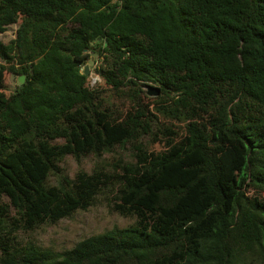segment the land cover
<instances>
[{
    "label": "trees",
    "instance_id": "trees-1",
    "mask_svg": "<svg viewBox=\"0 0 264 264\" xmlns=\"http://www.w3.org/2000/svg\"><path fill=\"white\" fill-rule=\"evenodd\" d=\"M12 24L0 40V264H264V0H0V33ZM93 55L127 110L87 84ZM7 72L24 76L9 93ZM147 84L160 88L152 104ZM125 145L133 161L108 195L132 224L61 252L18 243L103 192V171L70 177L66 156Z\"/></svg>",
    "mask_w": 264,
    "mask_h": 264
},
{
    "label": "rangeland",
    "instance_id": "rangeland-1",
    "mask_svg": "<svg viewBox=\"0 0 264 264\" xmlns=\"http://www.w3.org/2000/svg\"><path fill=\"white\" fill-rule=\"evenodd\" d=\"M17 24H12L3 33H0V40L8 42L14 37V32ZM1 63V61H0ZM101 63V58L93 55L84 66L88 68V82L87 84L94 89H97L105 98L109 108L116 113L125 111L129 108V97L126 95L117 94L104 84L103 79L98 73V65ZM83 66V69H84ZM18 76L7 72L5 74V92L9 93L14 89L17 84ZM142 98L144 103L152 104L158 95L147 94L148 88L142 86ZM180 133V129L175 128ZM163 149L160 144H152L149 146L151 152H157ZM133 161V154L131 147L125 145L124 147H116L109 153H104L101 157L89 155L78 163L72 156H66L60 163L64 173L68 176L73 175L82 169L89 173L95 170H101L108 178H103L99 182L102 188L93 202V204L86 210H78L72 216L63 218L54 224L44 223L32 231L19 233L17 241L21 245L27 243L36 244L42 248L50 249L53 251L61 252L66 249L72 248L78 241L89 236L102 233L113 227H126L135 221L134 217H125L112 209L109 204V190L117 189L126 178L120 173V165ZM50 184H55V177L49 178Z\"/></svg>",
    "mask_w": 264,
    "mask_h": 264
},
{
    "label": "water",
    "instance_id": "water-1",
    "mask_svg": "<svg viewBox=\"0 0 264 264\" xmlns=\"http://www.w3.org/2000/svg\"><path fill=\"white\" fill-rule=\"evenodd\" d=\"M84 73L87 75L88 74V68L87 66H84ZM24 80V76L21 75L19 76V81L22 83ZM146 87L148 88L147 94L149 95H158L160 93V88L159 87H154L152 85L147 84Z\"/></svg>",
    "mask_w": 264,
    "mask_h": 264
}]
</instances>
